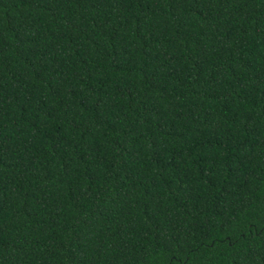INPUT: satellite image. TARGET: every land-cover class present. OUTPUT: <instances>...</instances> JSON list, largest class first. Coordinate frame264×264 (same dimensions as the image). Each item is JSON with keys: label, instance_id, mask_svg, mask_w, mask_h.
<instances>
[{"label": "trees", "instance_id": "1", "mask_svg": "<svg viewBox=\"0 0 264 264\" xmlns=\"http://www.w3.org/2000/svg\"><path fill=\"white\" fill-rule=\"evenodd\" d=\"M0 264H264V0H0Z\"/></svg>", "mask_w": 264, "mask_h": 264}]
</instances>
